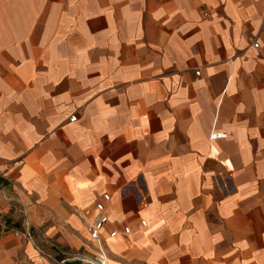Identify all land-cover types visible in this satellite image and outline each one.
Wrapping results in <instances>:
<instances>
[{
	"label": "crops",
	"instance_id": "0c3cea01",
	"mask_svg": "<svg viewBox=\"0 0 264 264\" xmlns=\"http://www.w3.org/2000/svg\"><path fill=\"white\" fill-rule=\"evenodd\" d=\"M0 216V264H264V0H0Z\"/></svg>",
	"mask_w": 264,
	"mask_h": 264
},
{
	"label": "built area",
	"instance_id": "2783aa9c",
	"mask_svg": "<svg viewBox=\"0 0 264 264\" xmlns=\"http://www.w3.org/2000/svg\"><path fill=\"white\" fill-rule=\"evenodd\" d=\"M252 46L257 48L259 46L257 41L252 42ZM198 73V71L196 72ZM76 119L75 115H72L69 120L73 121ZM226 134L221 132H212L210 137L212 139H217L224 137ZM109 199V194H103V201H98L93 205V208L85 207L82 209H75V213L78 218L83 221H86V229L89 235V239L92 241H99L101 231L104 229L106 223L108 222V216L105 213L104 201ZM142 225H145V221L141 222ZM9 224L5 219L0 216V229H8ZM129 227L125 226L123 231L125 233L129 232ZM16 233L21 234L26 239H31L30 224L28 221L24 220L23 229L17 231ZM117 234L116 230H112L109 235L115 236ZM40 251H42L40 249ZM66 261H78L79 264H107L106 257L102 251L98 254H82V253H70L64 259L59 261H53V264H64Z\"/></svg>",
	"mask_w": 264,
	"mask_h": 264
}]
</instances>
